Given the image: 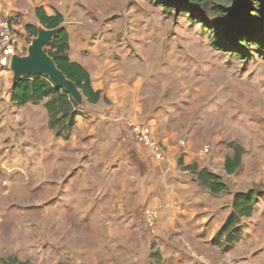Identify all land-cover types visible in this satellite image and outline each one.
Returning <instances> with one entry per match:
<instances>
[{
	"label": "rangeland",
	"instance_id": "rangeland-1",
	"mask_svg": "<svg viewBox=\"0 0 264 264\" xmlns=\"http://www.w3.org/2000/svg\"><path fill=\"white\" fill-rule=\"evenodd\" d=\"M36 8L63 15L71 57L75 60V53L81 52L88 69L108 52L116 60L128 56L135 63L122 68L143 78L136 122L149 126L156 141L175 146L177 153L184 141L191 163L215 164L224 183L231 177L222 176V161L234 153L228 143L244 149V172L256 167L250 161L264 158V40L261 47L249 38L260 33L264 39V0H0V14L14 26L20 55H27L33 40L25 26L44 28L34 15ZM79 35L85 45L78 52ZM242 35L253 40L232 48L229 43H238ZM43 102L34 111H17L0 98V260L58 264L53 258L60 257L66 264L71 259L56 236L67 231L58 224L68 216V175L83 168L75 159L84 152L73 153L71 135L65 144L54 141L61 138L49 127ZM80 104V113L98 115L92 104L83 99ZM112 120L102 116L105 123ZM205 147L209 153L201 158ZM180 161L174 160L176 169ZM232 177L235 183L241 179ZM254 188L264 196V188ZM255 221L242 222V230L251 223L246 244L256 237L264 243V219L262 225ZM236 244L227 251L219 248L246 251Z\"/></svg>",
	"mask_w": 264,
	"mask_h": 264
},
{
	"label": "crops",
	"instance_id": "crops-1",
	"mask_svg": "<svg viewBox=\"0 0 264 264\" xmlns=\"http://www.w3.org/2000/svg\"><path fill=\"white\" fill-rule=\"evenodd\" d=\"M84 41L83 35L76 38L78 52ZM71 47L69 36V58L87 70L93 90L100 91L111 104L106 106L101 100L92 104L97 116L87 111L75 118L70 140L75 138L73 153L84 152L75 159L81 161L83 168H75L71 172L74 174L68 175L65 206L68 216L60 223L57 221L67 231L56 236V242L70 253L71 259L66 264H264L263 240L256 237L251 243H245L251 223L244 225L243 238L235 245L238 248L242 244L246 251L222 252L211 243L230 212L233 194L245 193L254 187L264 188V158L250 161L256 167L246 172L243 171L246 161L242 158L240 167L230 175L224 171V159L221 174L231 177L225 183L230 192L211 195L199 185L194 174L183 169L193 164L192 156L186 153L187 145L177 153L175 146L164 143L168 156L181 160L177 169L176 166L169 168L168 163L156 162L127 133L124 121H137L142 110L136 96L140 97L143 78L135 73L131 75L122 66L135 63L128 56H121L117 62L112 52H108L91 70L83 64L81 52L75 53L73 60ZM132 76L136 78L131 79ZM11 78L10 72L0 73L3 88L0 98L13 105ZM36 107L28 103L14 109L34 111ZM43 114L47 116L45 110ZM102 116L113 120L105 123ZM87 121L92 124L88 125ZM199 156H202L200 152ZM196 164L199 170L207 168L215 173V164L205 167L200 161ZM236 174L241 179L235 183L232 176ZM166 203L171 208L163 216L157 237H150L143 224V210L160 209ZM52 206L55 207L51 205L52 209ZM255 219L258 220L255 225H262L264 198L258 200L252 216L244 221ZM53 259L58 263L64 260Z\"/></svg>",
	"mask_w": 264,
	"mask_h": 264
},
{
	"label": "trees",
	"instance_id": "trees-1",
	"mask_svg": "<svg viewBox=\"0 0 264 264\" xmlns=\"http://www.w3.org/2000/svg\"><path fill=\"white\" fill-rule=\"evenodd\" d=\"M190 1L203 2L205 0ZM34 15L38 23L45 29L57 30L56 36L45 48L46 53L53 59L57 69L76 85L86 102L93 105L101 100L106 102L107 99L102 96L100 91L93 90L90 75L87 70L82 65L69 58V34L65 28V19L63 15L59 12L47 14L43 8H36ZM25 30L30 37L35 38L37 36V28L35 26L26 25ZM260 35L261 34L258 33V35H252L249 38H253L260 42L262 47V41L264 39H262L263 37ZM243 37H245V35L237 39L238 43L232 40V43H229L230 46L232 48L234 46L235 49H238L242 42H250L253 40ZM43 100L46 101L43 102ZM10 101L16 107H22L28 103L37 105L43 102V107L49 117V127L54 131L57 138H61L64 141L68 140L71 135L76 116L81 114L77 104L64 90L55 88L47 78L40 75H33L23 79L12 90ZM227 147L234 150L231 157H225L223 165L225 173L230 175L240 167L244 149L234 142L228 143ZM184 169L194 174L199 185L211 195H220L229 192L227 185L222 181L219 175L207 169L199 170L195 164L187 165ZM262 195L263 192H259V188H253L246 193L233 194L230 212L211 243L215 246L222 247L223 251H227L231 249L234 244L239 242L243 236L242 222L244 219L252 216L258 200L264 198ZM222 241L226 243L224 247ZM0 264L29 263L27 261H19L16 257H8L6 259H1Z\"/></svg>",
	"mask_w": 264,
	"mask_h": 264
},
{
	"label": "built area",
	"instance_id": "built-area-1",
	"mask_svg": "<svg viewBox=\"0 0 264 264\" xmlns=\"http://www.w3.org/2000/svg\"><path fill=\"white\" fill-rule=\"evenodd\" d=\"M16 33L14 26L10 19L0 14V73L10 72L9 64L13 55L18 54V46L16 41ZM20 55V54H19ZM11 73V72H10ZM125 126L130 132L132 139L148 152H150L152 158L158 163H168L169 168L175 166V162L171 159L166 151L165 146L156 141L153 130L144 124H140L134 120H125ZM181 146H185L184 141H180ZM208 148H203L200 152L201 155L208 153ZM171 208L170 203L164 204L160 209L147 207L143 210V222L147 232L152 237H157L159 227L163 221V216ZM172 218V217H170ZM174 220V219H173Z\"/></svg>",
	"mask_w": 264,
	"mask_h": 264
},
{
	"label": "water",
	"instance_id": "water-1",
	"mask_svg": "<svg viewBox=\"0 0 264 264\" xmlns=\"http://www.w3.org/2000/svg\"><path fill=\"white\" fill-rule=\"evenodd\" d=\"M56 34V29H37V36L28 47L27 55L15 54L11 57L9 64V71L12 74L11 89L13 90L23 79L40 75L47 78L55 88L64 90L80 106L83 96L76 85L57 69L53 59L45 51L46 45Z\"/></svg>",
	"mask_w": 264,
	"mask_h": 264
}]
</instances>
